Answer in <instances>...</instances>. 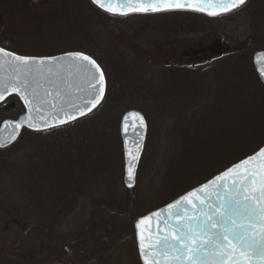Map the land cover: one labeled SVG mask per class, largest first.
I'll use <instances>...</instances> for the list:
<instances>
[{"label": "trees", "instance_id": "1", "mask_svg": "<svg viewBox=\"0 0 264 264\" xmlns=\"http://www.w3.org/2000/svg\"><path fill=\"white\" fill-rule=\"evenodd\" d=\"M58 1L0 0V7L2 5L12 6L13 2L19 3V6L27 5L29 9L31 8L30 12L43 14V18H41L42 22L51 26L53 21L49 18V14L54 11L56 6L60 5L66 12L69 6L59 4ZM256 4L257 0H247L241 8L239 7L233 12L230 11L228 14L214 17L200 14V12L184 11L158 13L156 15L135 14L122 17L102 12L92 4L91 0H73L72 6L74 8H71L73 10H68L67 17L70 19V22L75 21V29L78 31V42L74 46H68L67 49H60L53 53L45 51L41 46L36 47V50L23 47L20 42L15 40L14 36L11 37L7 33L11 28L13 30L15 28L0 23L1 48L17 55L36 58L82 52L93 58L104 70L108 85L107 95L101 108L96 110L92 115L61 127V129L57 128L44 132H29V130H25L13 146L3 150L0 149V197H2L3 193V196L6 197L10 189H16L17 196L24 195L29 205L34 207V209L31 208L30 210H24L23 207H19L16 202L17 199L14 198L16 196L1 201L0 246H3L2 248L7 247L8 244L11 246V241L15 240L16 243H13V245L20 246L21 248L15 247L16 254L14 257L7 250H4L6 254L4 257L0 249V255H3L0 257V260H3L5 264H12L19 260H37L38 257L36 256L34 246L40 244L42 247L46 246L48 251L52 249L55 252L58 264H108L105 261L107 257L114 256L128 243H134L138 263L142 264L134 231V224L139 218L176 200L231 166L258 152L261 148H264V85L259 80L252 62L255 53L264 50V35L261 36L257 33L258 30L253 20L252 34L248 42L249 48L247 52L225 53L226 49L221 44V46H216L218 50H216L215 54H223L222 56H214L215 54H212V52L215 50L213 49L211 52H207L206 50L195 51L200 53L198 56L201 58L193 61L196 65L189 66L188 63L183 65V68L191 71L199 72V70H202V75L211 73L217 68L224 70L227 68L232 72V76L228 75V70L226 72V76L232 77L230 80H233L231 92L240 94V91L241 93H249L251 91V97L246 101L251 106L247 104L243 107H238L233 113L235 126L237 129L241 126L240 132H243L241 137H235L237 139L231 146L232 151L230 152L233 153V159L228 162L227 166L206 181L200 182L198 186L196 185L178 196L176 195L169 202L158 206V208L155 207L144 215H140L139 213L134 215L131 213L130 207L133 203L131 201L134 198L130 197L133 189L124 187V152L121 137V120L127 112L132 110H137L144 114L148 126L150 118L146 111V106L133 103V101L141 102L142 100H133V94L128 99L124 96L129 86L133 87L132 85L135 82H137L138 88H144L148 93L141 96L152 98L151 93L156 96L158 95L155 90H150L147 87L150 82L148 84H141L139 80L134 81L133 79L135 78L132 75H136V73L129 74L126 72L125 74L123 73L125 71L123 68L118 70L117 67L111 65L109 67L114 68L115 73L109 74L105 60L107 58L115 60V57L112 54L109 56L104 55L103 39L101 36H97L98 33L95 32L91 23L96 17L103 20L106 19L107 22L120 26L123 21L128 22L129 19L133 18L150 19L151 23H159L160 21L164 22L168 17L194 16L202 26L206 27L210 21L212 24L221 26L228 22L229 19L240 14L252 17L251 9ZM156 31L154 30V32ZM161 32H158L159 37L153 38V44L165 41L163 38L166 36V33L162 34ZM109 34L117 38L113 42V45H111L115 51L124 45L129 49L127 51H130L135 46L133 44L138 42L137 40L132 41L126 36H118V33L113 31ZM257 42H263V46L257 47ZM42 46H46V44ZM133 52L136 53L137 51L133 50ZM147 54L152 57V54ZM246 54H249L250 64L248 63V68L245 69L247 71L243 72V68L247 65L245 60ZM121 56L126 64L128 61L126 54ZM207 57H210V59ZM238 57H240L241 63L234 66V62L232 66L229 60L232 58L234 61ZM168 58L173 59L170 55ZM141 59L147 60L145 56L141 57ZM162 63L158 61L157 64L160 65H151L163 67ZM115 64L117 65V63ZM175 64L177 67L182 65H180V61ZM118 81L122 82L120 86H117L119 84ZM236 96L240 97V95ZM167 99L170 101L169 98ZM174 99L175 96L171 100ZM235 102L238 101L235 99ZM24 112L25 109L20 100L16 97L11 98L0 106V123L9 119L16 120ZM68 132L71 137L65 145L62 142L60 143L59 138L57 140L53 138L57 133ZM116 140L119 143L118 154L122 160L119 173V180H121V185L125 188L123 189L122 196H116L114 191L110 190V187L106 192L104 186L106 177H109L106 164L115 158L110 149L113 148ZM95 188L96 190H94ZM102 191L104 192L102 193ZM129 202L131 203L128 205ZM90 204L93 206V211L91 219L87 226L84 227L83 234L68 236L60 231L68 218L70 219L72 216L76 217L78 209H84Z\"/></svg>", "mask_w": 264, "mask_h": 264}, {"label": "rangeland", "instance_id": "2", "mask_svg": "<svg viewBox=\"0 0 264 264\" xmlns=\"http://www.w3.org/2000/svg\"><path fill=\"white\" fill-rule=\"evenodd\" d=\"M58 3L69 5L67 12L74 8L73 0H59ZM30 10L31 8L29 9L27 5L19 6L16 2H13L12 6L2 5L0 7V23L15 28L14 30L11 28L7 33L11 37L14 36L23 47L36 50V47L41 46L45 51L53 53L77 44L78 31L75 29V21L70 22L63 7L56 6L49 14V18L53 21L51 26L42 22L43 14H35ZM251 11L252 17L240 14L229 19L224 25H215L210 21L206 27L199 22L197 25L194 16L168 17L164 22L159 23H151L150 19L133 18L128 22L123 21L120 26L97 17L92 20L93 29L98 33L97 36L103 39L104 55L112 54L115 57V60L110 58L105 60L109 74L115 73L114 68L109 67L111 65L117 67L118 70L123 68L125 74L126 72L136 73L132 75L135 78L133 80H139L141 84L150 82L147 87L155 90L158 95L151 93L154 98L141 96L148 93L146 89L138 88L135 82L133 87L129 86L124 96L128 99L133 94V100H142L141 102L133 101V103L146 106L150 118L149 126H147L149 127L147 149L139 167L137 185L130 196L134 198L130 207L134 215L137 213L144 215L147 211L158 208L176 195L198 186L200 182L206 181L227 166L228 162L233 159V153L230 151L237 139L235 137L239 138L243 134L240 132L241 126L238 129L235 126L233 113L238 107L250 105L246 101L251 97V91L249 93L240 91V94L231 92L233 80H230L232 77L228 75L232 72L227 68L226 70L217 68L213 72L210 71L211 73L202 75V70L195 72L183 68V65L187 64L185 62L180 63L182 65L178 68L154 67L151 64H157L156 61L163 60L165 55L178 58L187 52L194 53L203 50L211 52L212 49L216 51L218 50L216 46L220 44L224 45L225 53L247 52L253 20L258 30L257 33L264 35V0H257V4ZM110 30L118 33V36H126L138 42L130 51H127L129 49L123 43L124 46L115 51L111 45L117 38L110 36ZM154 30L157 31L154 32ZM159 31H162V34L166 33L163 38L165 41L153 44L152 40L154 37H159ZM262 43L257 42L256 46L262 47ZM44 44L46 46H42ZM150 52H153L152 60L147 54ZM124 53L128 59L126 64L121 58V55H125ZM144 56L147 58L145 61L141 59ZM249 59V54H246L247 65L243 68V72L247 71L245 69L248 68V63L250 64ZM229 63L232 66L238 65L241 63L240 57L234 61L231 58ZM188 64L195 65L194 62ZM173 66L176 65L173 64ZM118 83L117 86L122 84L120 81ZM174 96L175 99L171 100ZM235 99L238 102H235ZM70 137L68 132L57 133L53 138L56 140L59 138L60 143L65 145ZM118 148L119 143L116 140L113 148L110 149L115 158L106 164L107 169H105L109 171V177H106L104 186L106 192L110 187L116 196H122L123 189L126 187L124 188L119 180L122 160L119 157ZM3 195L0 197V206L3 199L8 200L16 196L14 198L17 199L19 207H23L24 210L34 209L24 195L17 196L16 189H10L6 197ZM92 211L91 204L84 209H78V215L68 218L60 231L68 236L83 234L84 227L91 219ZM11 243V246L7 245L8 253L14 257L16 252L13 243L15 244L16 241L12 240ZM105 261L108 264H139L135 244L128 243L121 251L112 257H107Z\"/></svg>", "mask_w": 264, "mask_h": 264}, {"label": "snow or ice", "instance_id": "3", "mask_svg": "<svg viewBox=\"0 0 264 264\" xmlns=\"http://www.w3.org/2000/svg\"><path fill=\"white\" fill-rule=\"evenodd\" d=\"M93 3L122 16L128 15L129 11L157 13L175 10L206 12L216 16L244 5L246 0H93ZM60 62H67L77 72L84 74L87 85L85 91L89 93L85 101L89 107L86 110L78 108V111L81 115L91 111L104 98L105 84L104 72L93 58L82 52L68 53L66 57L60 58H36L0 48V101L12 92L20 95L28 108V116L23 123H27L30 128L41 130L40 125L32 122V114L40 113L45 103H52L46 100L50 93L47 90L43 93L37 91L39 81L33 86L30 77L40 76L42 69ZM6 65L11 69L7 77L3 75ZM130 116L135 118L134 124L138 122L140 127L145 126L144 118L138 113H131ZM70 118L75 119V116ZM8 125H13L15 129L21 127L19 122L10 121ZM45 126L51 125L45 121ZM128 126L126 121V130ZM4 146L0 143V147ZM138 159V155H131L133 162ZM133 175L134 166L130 164V182ZM210 185L214 189L211 193L207 191ZM210 185H203L182 198L194 211L191 215L187 214L186 208L177 211L173 214L176 217L174 224L165 220L168 234L149 241L147 247L145 237L140 236V253L146 264L149 257L152 258V264H160L168 256H171V264H264V148L226 170ZM219 190L224 192L223 200L219 198ZM180 203L177 201L176 205L169 207H177ZM153 215L159 216L160 213ZM146 219L151 220V217ZM144 223L142 219L137 228Z\"/></svg>", "mask_w": 264, "mask_h": 264}, {"label": "water", "instance_id": "4", "mask_svg": "<svg viewBox=\"0 0 264 264\" xmlns=\"http://www.w3.org/2000/svg\"><path fill=\"white\" fill-rule=\"evenodd\" d=\"M247 1V0H246ZM92 4L100 9L102 12L112 15V16H122L118 14H112L102 8H100L97 4L93 3V0H91ZM241 8V6H239ZM238 7V8H239ZM237 10V8L231 10V12ZM175 11H191V10H175ZM170 12V11H167ZM195 12V11H191ZM160 14L164 12H157V13H138V12H131L129 11L128 16L135 15V14H144V15H155ZM199 13V12H196ZM229 12H222L219 15L228 14ZM200 14L210 16L206 12H200ZM127 15H123L122 17H126ZM218 16V15H216ZM214 17V16H210ZM1 48V47H0ZM67 54L55 56L56 58L60 57H66ZM46 58V57H45ZM48 58V57H47ZM253 65L254 70L256 71L259 80L264 85V50L259 51L255 53L253 57ZM103 70V69H102ZM42 74L37 77H30V80L33 83V86H35V82L38 80L40 87L37 89V91L43 93L45 90H47L50 95L46 97V100H50L52 103L51 105L45 103L43 105L42 111L40 113H33L32 114V122L40 125L41 130H35L34 128L28 127L27 123H23L25 121L26 117L28 116V108L25 105L24 100L21 98L20 95H18L16 92H12L10 95H6L5 99L3 101H0V105L4 104L8 99L12 97H17L20 99V102H22L25 113L20 116L18 119L13 120L9 119L1 123L0 126V143H3L5 146L0 147V149H7L16 143L19 138L22 135V132L25 130H29L32 132H44L49 131L53 129H57L67 125H70L72 123H75L81 119H84L91 114H93L97 108H99L107 95V79L105 76V84H104V98L100 101L99 104L95 108H92L91 111H85L83 115L80 114L78 111V108L87 109L89 105L85 101V97L89 95L88 92L85 91L87 85H86V78L82 72H77L76 69L67 62H60L57 64H54L51 67H46L41 70ZM104 72V71H103ZM11 73V69L6 65L3 70V75L5 77L9 76ZM75 105V106H74ZM131 113H138L140 116L144 118V127H140L139 123H133L135 121L134 117H131ZM71 116H75V119H71ZM43 117V118H41ZM61 120L64 122L61 123ZM19 122L21 123V127L19 129H15L13 125L6 126L7 122ZM45 121H47L48 125L51 126H45ZM128 122L127 130L125 129V122ZM148 122L146 117H144V114H142L140 111L132 110L127 112L123 117L121 121V136L123 140V149H124V163H125V185L128 189H133L136 186L137 183V175L138 170L140 167V163L144 154V149L147 141L148 136ZM137 145H139V151H137ZM138 155L139 159L137 161L131 160V155ZM239 163V162H238ZM132 164L134 166V175L133 179L130 182L128 178V168L129 165ZM236 165V164H235ZM234 166V165H233ZM231 166L230 168H232ZM229 169V168H228ZM227 169V170H228ZM226 171V170H225ZM223 171L222 173H224ZM222 173L218 174L211 180L207 181L206 183L199 185L195 189L189 191L188 193L184 194L183 196L177 198L176 200L172 201L171 203L166 204L165 206L158 208L157 210L139 218L135 223V232H136V239H137V245L139 254L142 260L143 264H146L145 258L141 256L140 253V236L143 235L145 237L146 244L149 241H155L159 239L161 236L168 234L169 229L164 226L165 220L169 224L176 223V217L173 215L177 211H181L183 209H187V214L191 215L193 213V209L190 205L187 204L186 201H182V198L185 197L187 194L196 191L200 189L203 185L209 184L213 181L216 177L222 175ZM131 183V186L129 184ZM218 183H225V182H218ZM208 192H213L214 189L210 185V187L207 189ZM220 192V199L223 200L225 198L223 190H219ZM199 194V193H198ZM213 199H216L215 196H213ZM177 201H181L177 207L170 208L169 205H176ZM154 213H160L159 216L153 215ZM151 217V220H147L146 218ZM145 220V223L140 226V228H137V224L140 223L141 220ZM148 264H152V258H148ZM160 264H171V256L164 257Z\"/></svg>", "mask_w": 264, "mask_h": 264}, {"label": "flooded vegetation", "instance_id": "5", "mask_svg": "<svg viewBox=\"0 0 264 264\" xmlns=\"http://www.w3.org/2000/svg\"><path fill=\"white\" fill-rule=\"evenodd\" d=\"M196 23L198 25V21L196 20ZM175 40V39H173ZM136 44V43H135ZM134 45V44H133ZM221 46V44H220ZM153 47V46H151ZM205 51V50H204ZM153 52H150V54H152ZM216 51H213L212 54H215ZM222 53V52H219ZM198 54H200L199 52H194V53H184L182 57L179 58H173L170 59L168 58V56L165 55V58L163 60H161L160 62H163V66H165L166 68H178L177 65L175 64L176 62L182 63H189V62H193V61H197L200 56H198ZM223 54H215L214 56H222ZM208 59H210V57H207ZM147 59V58H146ZM150 60H152V57H150ZM185 60H190V61H185ZM158 62V61H156ZM173 64H175L176 66H173ZM190 66V64H188ZM196 65V64H195ZM136 223V222H135ZM135 226V224H134ZM137 244V242H136ZM3 246H0L1 249V253L4 255V257L6 256L4 250L9 251V249H7V247L2 248ZM18 248H21L20 246H15ZM23 248V247H22ZM35 251H36V256L38 257L37 260H19L17 262H13L12 264H58L57 258H56V254L55 252L50 249L49 251L47 250L46 246L42 247V245L37 244L34 246ZM0 255V257H2L3 255ZM142 262V261H141ZM0 264H5V262H3V260H0Z\"/></svg>", "mask_w": 264, "mask_h": 264}]
</instances>
